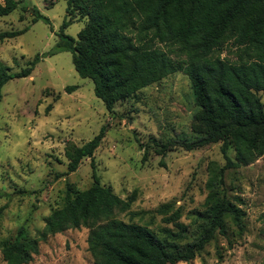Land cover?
Returning <instances> with one entry per match:
<instances>
[{
  "label": "trees",
  "instance_id": "obj_1",
  "mask_svg": "<svg viewBox=\"0 0 264 264\" xmlns=\"http://www.w3.org/2000/svg\"><path fill=\"white\" fill-rule=\"evenodd\" d=\"M65 1L66 13L86 22L74 38L64 33L65 20L53 52H71L76 72L93 81L94 93L109 113L118 101L172 73L189 79L198 107L190 124L193 139L150 138L140 145L141 161L150 150L164 157L177 147L191 151L220 142L225 163H208L202 207L188 211L185 223L184 207L175 200L131 210L138 189L121 198L100 183L92 161V184L84 190L68 186L63 203L51 210L36 237L21 228L18 236L0 239L3 260L27 264L48 235L86 227L94 264H176L193 260L215 233L226 236L227 222L242 230L240 198L225 193V173L264 154V103L258 94L264 92V0ZM18 3L0 1V17ZM39 19L49 23L33 10L32 22ZM27 28L0 31V42ZM39 60L35 56L14 75L0 61V100L2 86L13 76H29ZM105 131L103 126L82 145L66 146L67 170L57 176L76 171L85 157L93 158ZM231 146L234 160L228 154ZM4 209L0 206V218ZM116 212H126L128 220L116 218Z\"/></svg>",
  "mask_w": 264,
  "mask_h": 264
},
{
  "label": "rangeland",
  "instance_id": "obj_2",
  "mask_svg": "<svg viewBox=\"0 0 264 264\" xmlns=\"http://www.w3.org/2000/svg\"><path fill=\"white\" fill-rule=\"evenodd\" d=\"M17 1L12 12L0 17V31L28 28L0 42V61L14 75L35 56L40 60L29 76H13L1 88L0 206L5 209L0 239L18 236L21 228L36 237L51 210L63 203L68 186L84 190L92 184V161L100 183L121 198L138 189L131 210L175 200L188 223V211L201 208L206 196L208 163H225L221 143L191 151L177 147L164 157L150 150L145 162L140 149L150 138L193 139L190 124L198 107L188 77L172 73L118 101L109 113L95 95L93 81L76 72L71 52H53L63 22H69L64 33L77 38L86 18L67 14L65 0ZM35 9L49 23L32 22ZM68 86L75 88L68 91ZM258 94L264 103V92ZM103 126L105 135L93 158L85 157L76 171L57 176L67 170L65 147L82 145ZM228 154L235 159L232 146ZM224 190L230 198H240L243 229L227 222L226 236L215 233L193 260L176 264H264V154L226 169ZM116 218L127 221L128 215L116 212ZM88 234V228L80 227L48 235L27 264H94ZM0 264H7L1 252Z\"/></svg>",
  "mask_w": 264,
  "mask_h": 264
}]
</instances>
